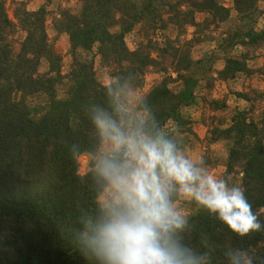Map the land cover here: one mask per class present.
Instances as JSON below:
<instances>
[{"label":"trees","instance_id":"trees-1","mask_svg":"<svg viewBox=\"0 0 264 264\" xmlns=\"http://www.w3.org/2000/svg\"><path fill=\"white\" fill-rule=\"evenodd\" d=\"M226 1L77 0L74 9L58 7L53 26L58 35L69 37L72 58L63 74V57L46 27L57 1L44 0L36 11L18 3L14 21L0 0V264H90L73 240L81 218L96 212L98 189L91 168L80 173L79 159L91 157L92 167L98 138L90 112L94 106H110L109 87L127 85L135 91L143 88L149 69L161 74L141 106L185 151L192 143L189 136L198 140L185 111L200 104L212 111L228 108L225 99H210L215 81L256 74L264 84V63L257 70L248 64L264 49V26L255 28L264 16V0H230L235 22ZM198 15H204L202 22ZM224 25L223 35H212V28ZM172 26L180 36L194 28L193 39H166L162 45L155 40ZM134 32L142 41L130 50L126 37ZM20 33L25 37L17 50ZM211 41L216 49L195 60L192 50ZM97 57L111 74L109 85L97 77ZM178 82L177 89L170 88ZM253 94H237L252 104L251 110L236 108L229 124L212 118L205 141L225 152L208 149L203 164L220 163L225 173H233L264 222V109L252 115L255 102H264V86ZM189 205L183 242L205 255L208 264H229L230 249L246 250L253 264H264V231L241 239L194 202Z\"/></svg>","mask_w":264,"mask_h":264},{"label":"clouds","instance_id":"clouds-1","mask_svg":"<svg viewBox=\"0 0 264 264\" xmlns=\"http://www.w3.org/2000/svg\"><path fill=\"white\" fill-rule=\"evenodd\" d=\"M110 106H94L98 138L92 177L98 189L94 215L82 217L73 243L90 264H208L183 242L194 202L241 239L264 231L241 182L217 175L187 155L158 129L127 85L109 87ZM229 264H253L243 249L227 252Z\"/></svg>","mask_w":264,"mask_h":264},{"label":"rangeland","instance_id":"rangeland-1","mask_svg":"<svg viewBox=\"0 0 264 264\" xmlns=\"http://www.w3.org/2000/svg\"><path fill=\"white\" fill-rule=\"evenodd\" d=\"M57 3L54 4L53 10L54 15L50 16L46 27L47 33L49 36L50 41L53 43L56 52H58L63 57V74H67L70 68V64L72 62L71 55L69 54L70 51V42L69 37L66 34L58 35L53 26V18L58 13V7L60 8H70L74 9L77 7V0H56ZM6 8L9 14V17L16 21L14 18V11L18 6V3H25L27 9L29 11H36L38 10L43 4L44 0H5ZM226 6L233 10L232 2L230 0L226 1ZM264 7V3L260 4V8ZM231 17L233 22L237 19V14L233 10L231 13ZM197 20L202 22L204 20V15H198ZM264 26V16H262L258 23L256 24V29L261 30ZM228 29L227 25L221 26L217 30L212 28L213 36L219 37L225 33ZM195 33V29L192 27L186 28V33L182 36L179 35V31L175 27H170L168 30L164 32H158L155 40H157L161 45L165 42L166 39L175 41L180 37V43L184 41H190L193 39ZM25 35L20 33L16 36V49L19 50L20 42L24 39ZM142 38L139 37L138 32H134L126 37V44L128 45L130 50H136L137 46L141 43ZM217 42L211 41L207 42L201 46H197L192 50L193 58L198 60L203 56H209L216 49ZM179 45V44H178ZM243 48L239 47L238 52H243ZM258 57L249 62V66L252 70H257L263 66L264 63V49L261 50ZM99 57L95 59V69L97 73V77L100 82L104 85H109L112 82L111 74L108 70L104 69L100 65ZM223 65L219 64L216 66L217 69H221ZM46 67H43L42 71H45ZM176 78V75H174ZM162 79L161 74L156 72L154 69H149L145 75V82L144 86L141 89H137L133 91L138 97H144L156 84H158ZM180 86V83L171 84L170 88L177 89ZM263 79L261 76L253 74L251 77H247L244 75H239L235 80L229 81L227 83H222L220 81H215L214 89L210 92L209 96H212L210 99L215 100H226V104L228 108L225 111H212L209 107H205L203 104L198 106H193L186 110L185 112L191 117L192 119V130L193 133L198 137V140L193 139V135L189 136L192 139V143L188 145L185 149V153L192 157L197 161L204 160V156L207 155L208 149L212 151H217L220 154H223L224 148L221 145H211L210 147L207 146L206 143V136L208 133V126L212 123V118H217V120H222L229 124L234 111L236 108L238 109H249L251 110L252 104L243 101L237 97L238 93H248L251 97H254L253 91L257 90L260 91L263 89ZM206 94L205 92L203 93ZM255 110L253 112V116H257L262 109H264V102H255ZM225 126V125H224ZM170 125L168 126V128ZM173 130V129H172ZM194 141V142H193ZM80 162V173L82 175L86 174L91 168V157L84 155L79 159ZM215 164V163H214ZM212 172L216 173L217 175L224 176L225 168L222 164H215L214 166L207 167ZM177 206L191 214L192 207L189 205V201L179 200L177 202Z\"/></svg>","mask_w":264,"mask_h":264}]
</instances>
